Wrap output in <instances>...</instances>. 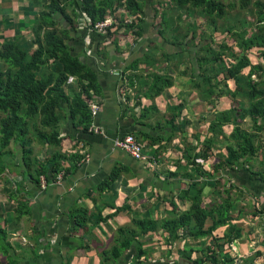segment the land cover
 I'll return each mask as SVG.
<instances>
[{"label": "trees", "instance_id": "1", "mask_svg": "<svg viewBox=\"0 0 264 264\" xmlns=\"http://www.w3.org/2000/svg\"><path fill=\"white\" fill-rule=\"evenodd\" d=\"M28 1L30 4L27 13L32 14L33 20L23 19L15 25L10 24L8 27L14 28L13 35L0 36V174L17 168L16 173L21 174L23 169V181L44 189L41 176L45 179L46 188L54 184L59 173L63 172L62 179H66L82 167L84 157L79 152L67 155L60 152L62 139L59 136V124L64 120V114H68L76 130L88 132L94 122L90 103L96 101V94L100 93L97 74L82 61L81 56L73 54V43L79 47L83 43L85 48L86 38L89 36V47H97L98 56L104 57L103 47L107 43L119 46V39L128 36L141 39L145 31L144 0ZM237 1L240 6L235 15V24L225 26L220 32L217 23L228 18L219 0H169V9L159 14L161 22L157 36L162 41L160 47L176 48L178 52L169 55L161 49L162 53L156 59L160 47L154 43L144 60L135 61L125 69L124 75L130 70L134 73L140 63L151 69L159 64L177 61L184 66L183 57L187 55L192 67L189 64L184 66L180 75L187 77L192 71V88L198 92L200 100L206 106L212 104L215 110L219 108L218 101L223 97H228L231 104L227 109L214 112L208 121L206 137L201 141L202 133H199L193 138L196 144L190 139L186 142L187 123L180 125L178 122L179 106L163 114L162 119H156L154 125L147 123V120L153 112L159 110L155 106L141 110L137 120L148 127L152 134L135 132L132 135L138 142H146L145 152L146 146L152 148L158 143V148L152 150V156L146 152L150 159L158 160L172 138L178 132L182 133V155L177 163V170L169 175H179L181 180H188L187 188H179L178 204L170 199L169 206L172 210L165 219L152 220L148 216H133L131 227L118 230L115 249L102 255V264L117 262L132 250L135 252L134 259L140 260L152 252L143 240L156 236L159 232L164 245L169 249L168 254L171 247L181 239L189 237L199 243L209 240V244L202 250L197 245L186 244L179 255L189 264H219L220 259H225L224 255H230V246L241 238V230L233 224L236 211L235 170L244 167L262 148L260 140L264 122V80L261 81L259 77L264 75V69L253 65L251 58L252 50L258 49L256 54L264 61V5L259 0ZM250 5L256 8L257 17L250 23V29L246 30L243 28L246 20L249 14L253 15ZM228 9H232L230 4ZM121 10H125L122 19L118 14ZM80 12L91 23H88L89 26L104 22L109 17L114 24L108 29L107 35H89L88 30L85 34L79 29ZM173 12L179 16L174 17ZM199 20L203 22L200 23ZM252 29H255L254 32ZM23 31H29L32 36L28 40H22ZM199 31H207L202 36L207 41L206 45H203L202 39L197 40ZM19 32L21 33L17 36ZM221 33L234 43L235 51L228 44L217 41ZM96 37L101 39L97 41ZM127 77L130 85H134L133 79L141 76ZM71 79L75 81V88L69 84ZM147 80L150 85L146 88L147 92L144 91V96L151 100L165 88L173 86V78L169 75L151 73ZM144 85L147 86V83L144 82ZM247 121L252 125V130L247 127ZM162 141L166 143L164 146H161ZM12 143L20 148L19 165L10 161L12 153L9 148ZM36 144L55 150L41 161L33 152V145ZM200 159L204 164L210 159L214 162L206 169L199 162ZM184 160L185 164L182 163ZM124 170L115 167L96 186L97 191L101 194L105 190L114 191V184ZM206 188H212L214 200L212 199L211 204L204 205L202 196ZM87 197L91 199L93 195L89 194ZM115 197L117 198V194ZM93 201L98 203L97 200ZM114 202H100L102 207L97 210L99 217L105 209L116 210L110 218L130 210L128 206L117 208ZM188 204L190 207L184 210L183 207ZM26 209L30 210L23 203H18L13 211L14 216L5 220V224H18L25 216ZM95 215L88 209L75 205L70 210L75 224L73 232L81 229L87 231L89 221L94 220ZM104 220L100 218L99 221ZM208 221L211 222L209 227L206 226ZM219 229H225L221 237L215 236ZM163 235L166 237H162ZM86 249L83 241H74L70 250L74 253ZM15 250L8 243L6 230L0 228V254L5 256L6 264H18L19 255H14ZM20 250L22 255H29L33 259L42 257L36 251ZM193 254L201 256L193 258ZM224 261L231 263L232 260Z\"/></svg>", "mask_w": 264, "mask_h": 264}, {"label": "crops", "instance_id": "2", "mask_svg": "<svg viewBox=\"0 0 264 264\" xmlns=\"http://www.w3.org/2000/svg\"><path fill=\"white\" fill-rule=\"evenodd\" d=\"M259 1L264 5V0ZM29 4L28 0H0V26L15 25L23 19L33 20L32 14L27 13ZM256 11V8H253V15L249 14L248 21L254 22L257 17ZM143 17L145 21L143 37L141 39L131 36L121 37L119 46L107 43L103 47L104 57L98 56V50L86 51V54L85 48H79L73 43V50L80 52L76 55L81 56L82 61L98 76L100 93L96 94L94 102H98L101 107L94 119V127L89 128L88 132L76 130L68 114H64V120L59 124V136L62 139L60 152L65 155L79 152L84 157L78 172L62 179L60 184H50L44 189L36 187L29 181H23V169L21 174L16 173L18 168L13 171L6 170L0 174V228L6 230L8 243L16 248L14 255H19L18 264H102L104 262L102 255L115 249L118 230L131 227L133 216L136 218L148 216L152 220L165 219L172 210L169 206L170 199L178 204L179 188H187L188 180H181L179 175L176 177L169 175L176 171L177 163L182 155V133L178 132L179 134L167 144L166 150L160 153L158 160L154 158L152 165L149 166L135 161L125 151L114 147V141L127 134L135 132L152 134L148 127L141 125L137 120L143 108L155 106L159 110L153 112L147 120V123L154 125L156 119H160L170 109L179 106L181 109L178 122L180 125L187 123L185 131L188 138H191L193 133L204 132L208 126L207 122L210 121H207V118L212 117L207 116L209 106H206L200 100L198 92L192 89L190 75L187 77L180 75L187 63L183 62L184 66L179 65L178 61L171 64L164 63L152 69L145 68L144 64L140 63L134 73L130 70L124 75L127 67L132 66L135 61H141L139 59L144 58L149 50H152L151 45L154 42L156 45H161L158 43L160 40L158 36L151 31L153 18L149 19L146 8ZM252 30L254 32L255 29ZM81 31L85 32L83 29ZM8 32L11 31L0 33V35L5 36ZM23 33L31 34L29 31H23ZM160 49L165 50L169 55L178 52L176 48L160 47ZM159 52L156 53V59L162 53ZM256 52L258 49L252 50L251 62L264 69V61ZM253 61H256V64ZM151 73L169 75L173 78V86L165 88L154 100L144 96V91L147 92L146 88L150 85L147 77ZM127 75L131 78L134 75L141 77L133 79L134 85H130ZM259 78L263 81L264 75H260ZM69 84L75 88L74 79L69 80ZM65 90L68 89L65 88ZM247 127L252 130V125L248 121ZM140 139H142L141 136ZM193 141L197 143L196 140ZM142 143L146 145V142L142 141ZM260 143L262 148L257 155L244 167L235 170L236 211L233 224L241 230V238L230 246V255H224V260L231 259V263L220 259L219 264H264V122ZM165 144L164 141L161 142V146ZM33 147L34 155L41 161L55 150L37 144ZM155 148H158V143L152 148L146 146V152L152 156V150ZM9 149L12 153L10 161L19 165L21 163L20 148L12 143ZM88 156L89 160L86 161ZM211 162H206L204 167L209 169ZM115 167L125 170L116 180L114 191L105 190L101 194L96 186L106 179ZM212 191V188L204 190L202 196L204 205L213 202ZM89 194L93 195L91 199L86 198ZM93 200H97L98 203ZM100 202L104 204L114 202L117 208L122 209L128 206L130 210L110 218L116 210L105 209L99 217L97 210L102 207ZM18 203H23L30 210H25V216L18 224L13 222L12 225H6L5 220L8 221L14 216L13 211L16 210ZM75 205L96 214L93 216L94 220L89 221L87 231L81 229L73 232L75 224L70 216V210ZM179 207L181 208L180 205ZM189 207L188 204L183 208L186 210ZM100 218L105 220L100 222ZM210 225L211 222L208 221L206 226ZM224 231L225 229H219L215 232V236L221 237ZM160 235L162 234L159 232L156 236L146 237L143 240L152 252L141 257L140 260L134 259L135 252L132 250L111 264H189L179 255L186 244L192 245L193 242L199 250L209 244V240L199 243L187 237L174 244L168 254L169 249L164 245ZM74 241H83L87 249L73 253L70 249ZM20 249L36 251L42 257L33 259L29 255H22ZM156 250L161 251L162 255ZM199 256L201 255L193 254L192 257ZM6 263L5 256L0 254V264Z\"/></svg>", "mask_w": 264, "mask_h": 264}, {"label": "rangeland", "instance_id": "3", "mask_svg": "<svg viewBox=\"0 0 264 264\" xmlns=\"http://www.w3.org/2000/svg\"><path fill=\"white\" fill-rule=\"evenodd\" d=\"M164 2V3H163ZM219 2L221 3V4H223V6H224V10H225V12H227V20H223V21H221V22H219V23H217V25H218V28L220 29V32L222 31V29H225V26H231L233 23L235 24V15H237V13H238V8H239V6H240V3H239V1H237L236 2V0H219ZM153 3V4H152ZM236 3V4H235ZM231 5L232 6V9H228V5ZM252 4H253V1H252ZM168 5H169V0H144V10H145V8L147 9V11L149 12V19L151 20V18H153V22H152V27H151V31L152 32H154V34L157 36V30H158V28H159V24H160V15L159 14H161L165 9L167 10V9H169V7H168ZM249 9H253L252 8V5H250V8ZM119 15H120V18L122 19V18H124V16H125V10L124 11H119V13H118ZM172 14H174V17H178L179 16V14L178 13H176V12H173ZM158 15V16H157ZM78 18H79V22H80V24H79V29H83L85 32H83V31H81V32H83V33H87V30L89 31V35H91V34H93V33H96V34H100V35H103V34H101V33H99V32H97L96 30H95V26L97 25V24H100V23H104V22H106L107 20H109V19H111L110 17L109 18H107V20H105L104 22H100V23H97L96 25H94V26H89V24H91L87 19H86V17H84L85 15H84V13H82V12H80V13H78ZM185 18V17H184ZM113 20V19H112ZM130 21H131V19H130ZM129 20H128V22H130ZM114 22V21H113ZM199 22L200 23H202L203 22V20H199ZM250 22H252L251 20H246V25H244V27L243 28H245L246 30H248V29H250ZM89 23V24H88ZM114 24V23H113ZM113 26V25H112ZM111 26V27H112ZM111 27H109V28H107L106 30H105V33H106V35H107V31H108V29H110ZM0 33H2V34H4V32H6V31H11V32H8V33H6L5 35L6 36H8V35H11V34H13V31H12V28H9V27H4V26H0ZM31 30V29H30ZM148 31H150L149 29H148ZM20 33L21 32H19L18 34H17V36H19L20 35ZM24 34V35H23ZM23 34H21V36H22V40H28L32 35L31 34H27V33H23ZM205 34H207V31H199L198 33H197V36H198V39L197 40H200V39H202V36L203 35H205ZM27 35V36H26ZM0 36H2V35H0ZM25 36H26V38H25ZM97 41H99L101 38H99V37H96L95 38ZM221 41V42H223L224 44H228L231 48H232V50L233 51H235V45H234V43H231V41L229 40V38H227V35H225V34H222L221 33V35H219V38L217 39V41ZM202 42H203V45H206L207 44V41H205L204 39H202ZM155 43V42H154ZM158 43H161L162 44V42L160 41V40H158ZM82 44L83 43H80V47L79 48H84V46H82ZM90 44H91V40H90V37L89 36H87V38H86V42H85V53L87 54V52L86 51H92V50H97L96 48L97 47H92V48H90L89 46H90ZM160 47V46H159ZM164 47V46H163ZM158 50L159 51H161V49L160 48H158ZM178 50V49H177ZM80 52L78 51V50H75L74 51V53L73 54H79ZM139 60H144V58H142V59H139ZM183 62L184 63H187V65L189 64V67L191 68L192 67V65L189 63V59H188V57H187V55H184V57H183ZM253 63H255L256 64V61L254 62L253 61ZM258 66V65H257ZM191 70V69H190ZM191 73H192V71H190L189 72V75H191ZM229 85L230 86H232V83L231 82H229ZM193 89V88H192ZM230 104H231V101H230V99L228 98V97H223V98H221L219 101H218V106L220 107V108H222V109H216L217 111L218 110H224V109H227V108H229V106H230ZM222 105V106H221ZM214 108H213V106H212V104L211 105H209V109H208V114H207V116L208 115H210V116H212L213 114H214V112L216 111ZM211 117H208L207 118V121L210 119ZM208 124H209V122H207ZM208 127V126H207ZM207 127H206V130L204 131V132H202V134H201V141L206 137V135H207ZM195 135H196V133H193L192 135H191V138H187V141L186 142H188L189 140L188 139H193L194 137H195ZM194 140V139H193ZM192 140V141H193ZM201 144V142L199 143V145ZM217 151V150H216ZM222 151V150H221ZM179 155V154H178ZM202 161V159H200L199 160V162H201ZM209 161H212L211 163H213L214 162V160H212V159H210ZM182 163H186L185 162V160H184V162H182ZM202 163V162H201ZM202 164H204V163H202ZM146 165V164H145ZM177 170V169H176ZM192 245H194V243L192 242ZM157 251V250H156ZM157 253L158 254H160V255H162L161 254V251H157Z\"/></svg>", "mask_w": 264, "mask_h": 264}, {"label": "built area", "instance_id": "4", "mask_svg": "<svg viewBox=\"0 0 264 264\" xmlns=\"http://www.w3.org/2000/svg\"><path fill=\"white\" fill-rule=\"evenodd\" d=\"M85 17V16H84ZM113 20L109 19L104 23L97 24L95 30L103 35H106L105 30L113 25ZM100 104L98 102L90 103V110L93 119L98 115L100 111ZM94 127V126H93ZM114 147L128 153L135 161L146 164L147 166L152 165V160L149 155L145 152L143 143L138 142L132 134H127L122 138H117L114 141ZM89 160V156L87 160ZM202 162V161H201ZM154 164V163H153ZM63 177V172L59 173L54 181V184H60ZM42 188H45V179L43 176L40 177Z\"/></svg>", "mask_w": 264, "mask_h": 264}]
</instances>
